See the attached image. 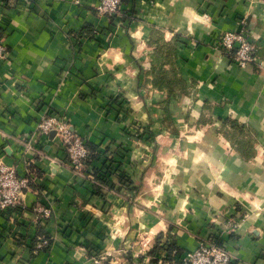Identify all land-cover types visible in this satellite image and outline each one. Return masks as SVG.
I'll return each instance as SVG.
<instances>
[{"label": "crops", "instance_id": "1", "mask_svg": "<svg viewBox=\"0 0 264 264\" xmlns=\"http://www.w3.org/2000/svg\"><path fill=\"white\" fill-rule=\"evenodd\" d=\"M98 3L0 0V156L36 169L24 207L0 211V264H92L106 250L156 264L158 245L182 255L210 240L230 264H264V0H121L110 18ZM243 21L256 51L240 67L216 46ZM44 110L114 187L75 175L36 130ZM36 205L52 216L34 224ZM39 234L51 241L36 251Z\"/></svg>", "mask_w": 264, "mask_h": 264}, {"label": "built area", "instance_id": "2", "mask_svg": "<svg viewBox=\"0 0 264 264\" xmlns=\"http://www.w3.org/2000/svg\"><path fill=\"white\" fill-rule=\"evenodd\" d=\"M121 0H99L96 10L100 16L114 17L119 14ZM243 26L238 30H227L220 34L217 42V49L231 59L237 66L244 67L254 60L256 45L249 39L248 32ZM7 55V47L0 39V61ZM39 135L46 136L54 132L58 139L60 148L64 151L67 162L71 170L78 177L84 179L92 185L102 186L93 175V169L89 160L91 152L82 136L76 133L69 122L62 117L52 115L44 110L36 125ZM24 156L32 150L31 144L24 145ZM36 174L32 160L25 159L24 175H19L13 165L7 164L0 156V211H7L14 208H23V196L30 188L32 177ZM34 224H40L42 220L52 216V211L48 207L36 205L32 208ZM231 226H235L234 221H230ZM51 238L39 234L36 237L35 250L42 249L49 244ZM112 253L108 250L96 253L90 257L92 264H113ZM231 253L225 245H219L214 240L200 242L191 250L179 255L174 249L167 257L162 253L156 259V264H230Z\"/></svg>", "mask_w": 264, "mask_h": 264}, {"label": "trees", "instance_id": "3", "mask_svg": "<svg viewBox=\"0 0 264 264\" xmlns=\"http://www.w3.org/2000/svg\"><path fill=\"white\" fill-rule=\"evenodd\" d=\"M165 75H166V73H158V74H155L154 75V81H153V85L154 86H159V87H161V81L165 78L166 79V77H165ZM170 83L172 84V85H178V83H180V79L179 78H175V77H171V79H170ZM169 92H172V89H170L169 90ZM114 102H116V101H114ZM113 106V105H112ZM119 108L121 107L120 105L118 106ZM88 147V146H87ZM88 149L90 150V148L88 147ZM94 155V154H93ZM93 155L91 154V156H90V160H89V163L91 164L92 163V157H93ZM119 162V161H118ZM93 169V168H92ZM93 175H94V177H95V179L97 180V181H99V183H102V184H106L107 186H109L110 188H112V187H114L113 185L114 184H111V181H110V179H109V175L107 174V171L105 172H101V170H99V167L98 168H94L93 169ZM119 181L121 180H125V176L124 175H122V174H119ZM93 188H94V190H95V192L96 193H100L101 191H100V187H98L97 185H93ZM45 237H47L46 235H44ZM160 237V236H159ZM47 238H49V237H47ZM160 239V238H159ZM158 242L159 241H157V245H158ZM174 249H176L177 251H179L173 244H169V245H166V246H162V245H158V246H156L155 248H154V250L152 251V253H156L157 254V252L158 251H162L163 253H165L166 254V256L167 257H169L170 256V254H171V252L174 250ZM156 263V262H155Z\"/></svg>", "mask_w": 264, "mask_h": 264}, {"label": "water", "instance_id": "4", "mask_svg": "<svg viewBox=\"0 0 264 264\" xmlns=\"http://www.w3.org/2000/svg\"><path fill=\"white\" fill-rule=\"evenodd\" d=\"M54 133V132H53Z\"/></svg>", "mask_w": 264, "mask_h": 264}]
</instances>
